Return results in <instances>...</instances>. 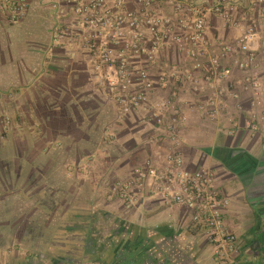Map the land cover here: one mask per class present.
Here are the masks:
<instances>
[{"label":"crops","instance_id":"0c3cea01","mask_svg":"<svg viewBox=\"0 0 264 264\" xmlns=\"http://www.w3.org/2000/svg\"><path fill=\"white\" fill-rule=\"evenodd\" d=\"M81 1L27 0L17 23L0 17V264H227L152 178L135 180L146 160L164 169L174 148L188 170L211 171L228 199L223 221L238 247L223 250L230 264H264V31L246 53L220 61L231 73L218 78L193 69L185 31L170 25L181 39L158 48L149 66L153 99L123 111L96 79L75 14ZM196 1L215 53L236 42L257 0H230V22L213 10L220 0ZM157 11L174 22L165 0ZM249 54L256 93L234 65Z\"/></svg>","mask_w":264,"mask_h":264},{"label":"built area","instance_id":"2783aa9c","mask_svg":"<svg viewBox=\"0 0 264 264\" xmlns=\"http://www.w3.org/2000/svg\"><path fill=\"white\" fill-rule=\"evenodd\" d=\"M176 14L174 22L164 19L157 11V0H133L137 9H128L127 0H83L75 6V14L82 28V39L94 65L96 79L112 93L114 101L123 111L144 103L154 97V81L149 72L155 54L167 41H179L167 27L177 25L185 31L184 41L194 70L225 78L231 69L219 70L220 61L235 53H246L248 42L257 31H264V0H257L244 21L240 36L234 44L221 42L213 53L204 43L207 23L206 9L196 0H165ZM27 0H0V17L17 23L27 12ZM227 22L232 19L230 0H220L213 7ZM193 14V20H185V12ZM124 36L119 42L118 38ZM111 43L118 45L111 47ZM254 56L249 54L234 65L241 71L242 86L255 93L261 89L259 78L251 70ZM174 71L166 78L174 77ZM134 86L136 91H130ZM170 100L157 105L158 113L168 106ZM157 116L156 112L154 113ZM183 120V117H180ZM264 120V115H263ZM4 125V124H2ZM176 147L178 139L173 137ZM167 166L159 169L146 160L133 170L135 180L152 178L157 195L167 203L182 207L189 223L203 230L214 254L224 257V251L235 252L238 247L235 235L223 221V211L228 205L227 197L216 187L213 173L207 169L188 170L181 152L174 148L164 156ZM120 198L129 201L130 194L122 188ZM224 250V251H223Z\"/></svg>","mask_w":264,"mask_h":264}]
</instances>
